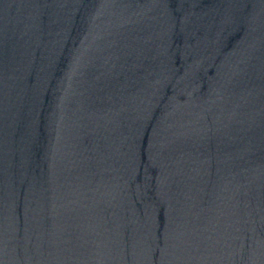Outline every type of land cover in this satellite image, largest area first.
<instances>
[{"label": "water", "instance_id": "1", "mask_svg": "<svg viewBox=\"0 0 264 264\" xmlns=\"http://www.w3.org/2000/svg\"><path fill=\"white\" fill-rule=\"evenodd\" d=\"M0 264H264V0H0Z\"/></svg>", "mask_w": 264, "mask_h": 264}]
</instances>
